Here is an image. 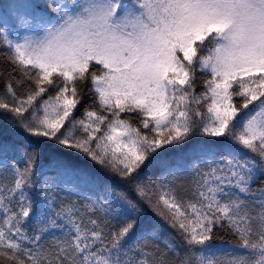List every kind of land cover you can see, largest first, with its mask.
Here are the masks:
<instances>
[{
    "label": "snow or ice",
    "instance_id": "obj_1",
    "mask_svg": "<svg viewBox=\"0 0 264 264\" xmlns=\"http://www.w3.org/2000/svg\"><path fill=\"white\" fill-rule=\"evenodd\" d=\"M0 49V264H264V0H9Z\"/></svg>",
    "mask_w": 264,
    "mask_h": 264
},
{
    "label": "trees",
    "instance_id": "obj_2",
    "mask_svg": "<svg viewBox=\"0 0 264 264\" xmlns=\"http://www.w3.org/2000/svg\"><path fill=\"white\" fill-rule=\"evenodd\" d=\"M9 0H0V3H7ZM11 65H9L6 61L4 51L0 49V73H3L0 76V91L3 89L4 80L8 79V71L10 70ZM199 75V74H198ZM202 90L199 86L197 91ZM90 97H85L84 104H88L90 102ZM84 105H81V111H83ZM77 116L80 115V112L76 113ZM133 122L136 123V119L133 118ZM0 144H7L10 149L19 148V149H27L28 151L32 150V145L29 141L23 140V138L16 134V132L8 125L6 122V118L0 114ZM10 155L13 154L11 151ZM17 159L20 158V153H14ZM63 160L65 162H70L74 165H77L81 168H84L91 172L94 175L99 176L104 183H107L113 187L117 191H125L131 197L136 198L135 192L132 190L130 184H127L121 181L118 177L106 174L102 172L98 166L94 165L91 161L87 160V158L73 153L71 150H63L57 147H54L50 142L41 146V155H40V167L42 171H48L49 168H54L57 161ZM141 175L145 179H155L159 175V171L157 167H153L150 169H145ZM179 182V181H178ZM92 191H97V189L93 188ZM82 193H89L88 188H82ZM62 195H65L62 193ZM71 199H79V195L72 194L70 196ZM140 226L143 230H151L153 228H159L162 234L165 233L166 225L164 222L158 217L146 204L143 205V213L140 217ZM170 231V230H168ZM233 237L230 233H227L223 229H217L214 235L213 244L217 246H228L232 241Z\"/></svg>",
    "mask_w": 264,
    "mask_h": 264
}]
</instances>
